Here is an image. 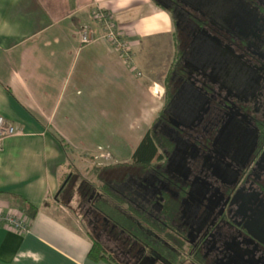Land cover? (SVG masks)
I'll list each match as a JSON object with an SVG mask.
<instances>
[{"label":"flooded vegetation","instance_id":"flooded-vegetation-1","mask_svg":"<svg viewBox=\"0 0 264 264\" xmlns=\"http://www.w3.org/2000/svg\"><path fill=\"white\" fill-rule=\"evenodd\" d=\"M159 3L175 54L157 156L116 167L113 204L128 227L102 213L106 193L89 182L81 218L121 264H264V0Z\"/></svg>","mask_w":264,"mask_h":264},{"label":"crops","instance_id":"crops-1","mask_svg":"<svg viewBox=\"0 0 264 264\" xmlns=\"http://www.w3.org/2000/svg\"><path fill=\"white\" fill-rule=\"evenodd\" d=\"M98 8L129 57L104 37ZM174 54L173 19L156 0H0V115L21 131L3 142L0 208H37L28 232L0 227V264H108L89 257L91 235L65 219L56 195L65 177L71 195L87 182L101 195L83 170L133 161L163 109L155 87Z\"/></svg>","mask_w":264,"mask_h":264},{"label":"built area","instance_id":"built-area-1","mask_svg":"<svg viewBox=\"0 0 264 264\" xmlns=\"http://www.w3.org/2000/svg\"><path fill=\"white\" fill-rule=\"evenodd\" d=\"M93 17L101 23L104 28V37H107L113 44L115 50L124 56H130L128 42L118 30L112 14L102 9H96ZM83 40L88 42L90 36L86 27H84ZM21 131L7 118L0 115V155L3 150V142L12 136L20 134ZM31 218L21 210L12 208L4 210L0 208V227H7L17 233H26L30 229Z\"/></svg>","mask_w":264,"mask_h":264},{"label":"trees","instance_id":"trees-1","mask_svg":"<svg viewBox=\"0 0 264 264\" xmlns=\"http://www.w3.org/2000/svg\"><path fill=\"white\" fill-rule=\"evenodd\" d=\"M157 2V1H156ZM157 4H159L160 6H162L164 8V6L162 4H160L159 2H157ZM7 91L9 93H11L9 87L6 88ZM157 120V118H156ZM155 120V121H156ZM157 152H158V148L156 146L155 143V138L152 135V128L147 132V134L145 135V137L142 139L141 143L139 144V146L136 149V152L133 156V162L138 164V165H148L150 164L152 161L155 160V157L157 156ZM126 164V163H124ZM124 164H118V165H124ZM107 167V166H106ZM103 167L100 168V174H98V179L101 181V186L104 189L106 196H108L109 198H112V193L110 191V186L109 183L106 182L107 179H105L103 177V175L101 173H103V171H106L107 168ZM64 182H66L64 184ZM64 184V186H63ZM70 184V181L67 180V177H65V179L63 180L60 188L63 186V188L58 192V194L56 195V200L60 203H62L63 200V196L65 194V191L67 190L68 186ZM21 205L20 208L21 210L27 214V216H29L30 218L34 217L36 215L37 212V208L33 205H31L30 203L25 202L24 200H21ZM102 213H104L105 215H107L109 218H111L112 216H109L104 208L102 207L101 209ZM153 224H151L150 229H152L153 231H160L158 224H156V222H152ZM89 233V232H88ZM159 233V232H157ZM92 237V241H93V245L92 248L89 252V257L92 260H96V261H106L108 262V264H121L118 260H116L113 255L108 251V249L104 246V244L98 239L96 238L93 234L89 233Z\"/></svg>","mask_w":264,"mask_h":264},{"label":"rangeland","instance_id":"rangeland-1","mask_svg":"<svg viewBox=\"0 0 264 264\" xmlns=\"http://www.w3.org/2000/svg\"><path fill=\"white\" fill-rule=\"evenodd\" d=\"M165 62V60H163V63ZM165 70V68L163 67V71ZM159 76V75H158ZM156 76V77H158ZM164 84V83H163ZM158 85L155 87V92L156 94L160 95L164 93V85ZM103 165V164H101ZM105 166H102L100 168H103ZM100 168H90L89 170L84 171L83 173L84 175L87 177V180H89L90 182H94L96 181V185L100 188L101 187V181L98 179V174H100ZM83 169V167H82ZM124 171V168H114L113 170H108L103 172L106 175H109V177L111 176H120ZM77 173H79L76 170ZM101 173V174H103ZM70 190V189H69ZM71 191L69 192V194L64 195L63 196V200H62V204L65 205L66 209H64L62 212V214L65 216V219L68 220L72 225H74L75 227H77V229L83 231V232H89L92 234V232L90 231V228L87 227L85 221H83V219L81 218L82 214L79 210V202H80V192H78L76 190V193L71 195ZM92 192H89L87 194V197L89 195H91ZM103 208L105 210V212L112 216L114 219L119 220L121 223H124V225L126 227H128L129 223L127 220H125L124 218L122 219L118 214H116V209L115 206L113 204V202H109L107 204L103 205ZM54 210L58 211L59 209H57L56 207L54 208ZM94 235V234H93ZM95 236V235H94Z\"/></svg>","mask_w":264,"mask_h":264},{"label":"water","instance_id":"water-1","mask_svg":"<svg viewBox=\"0 0 264 264\" xmlns=\"http://www.w3.org/2000/svg\"><path fill=\"white\" fill-rule=\"evenodd\" d=\"M158 2H159V0H158ZM65 183H66V182H64V184H65ZM64 184H63V186H64ZM63 186L60 188V190L63 188ZM60 190H59V191H60Z\"/></svg>","mask_w":264,"mask_h":264}]
</instances>
